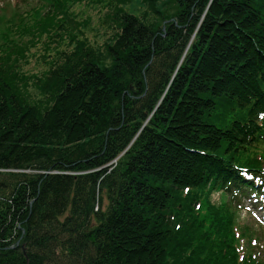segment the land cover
Masks as SVG:
<instances>
[{
  "label": "trees",
  "instance_id": "trees-1",
  "mask_svg": "<svg viewBox=\"0 0 264 264\" xmlns=\"http://www.w3.org/2000/svg\"><path fill=\"white\" fill-rule=\"evenodd\" d=\"M178 1L165 38L125 13L104 55L51 71L43 112L10 85L26 51L10 58L77 24L76 0L0 18V264H253L210 195L264 144V0ZM218 98L238 107L224 129Z\"/></svg>",
  "mask_w": 264,
  "mask_h": 264
},
{
  "label": "rangeland",
  "instance_id": "rangeland-1",
  "mask_svg": "<svg viewBox=\"0 0 264 264\" xmlns=\"http://www.w3.org/2000/svg\"><path fill=\"white\" fill-rule=\"evenodd\" d=\"M30 1L36 2V0ZM10 3L19 6L17 10L22 11L24 4L22 0H10ZM179 3L178 0H157L152 9L146 0H76L69 9L71 12L69 16L77 24L74 23L72 28L65 30L63 27L64 31L61 32L58 29L50 34L51 37H48L49 33H42L37 40L28 42L26 49H17L14 53L16 57L11 55L10 61L14 62L26 51L25 59H17L18 62L13 64L15 67H12L10 85L13 93L23 104L35 106L43 112L52 103L53 92L44 88L51 71L71 67L72 60H75L73 56L81 55L79 58H83L88 51L94 54L95 61L99 54L104 55L106 47L115 41L122 30L120 17L125 13L135 15L152 30L161 31V37L165 38L164 33L167 31L165 25L176 21L180 12ZM2 4L3 0H0V8ZM68 58H72L70 63ZM103 61L107 65L111 64V60ZM77 65L73 68H77ZM237 111L238 107L234 102L218 98L216 108L210 113L208 120L216 127L224 129ZM111 163L115 165V162ZM217 199V194H212L211 202ZM246 217L247 214L242 213L241 221L243 222ZM260 244L264 242L260 241Z\"/></svg>",
  "mask_w": 264,
  "mask_h": 264
}]
</instances>
